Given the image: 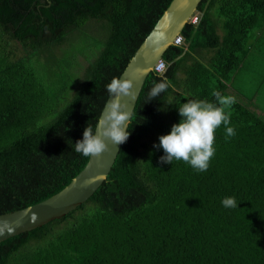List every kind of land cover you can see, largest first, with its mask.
<instances>
[{
	"label": "trees",
	"instance_id": "16d2710c",
	"mask_svg": "<svg viewBox=\"0 0 264 264\" xmlns=\"http://www.w3.org/2000/svg\"><path fill=\"white\" fill-rule=\"evenodd\" d=\"M170 2L0 0V214L53 195L84 167L75 143L94 132L106 86ZM196 12L184 42L163 53L165 70L147 76L103 183L63 217L1 241L0 264H264V104L250 103L264 97V62L251 74L259 93L245 94L236 74L264 0H201ZM162 75L174 88L149 101ZM213 90L236 98L235 136L216 130L205 172L162 165L154 145L181 121L179 107L216 104ZM226 197L238 206L225 208Z\"/></svg>",
	"mask_w": 264,
	"mask_h": 264
},
{
	"label": "clouds",
	"instance_id": "9594fccd",
	"mask_svg": "<svg viewBox=\"0 0 264 264\" xmlns=\"http://www.w3.org/2000/svg\"><path fill=\"white\" fill-rule=\"evenodd\" d=\"M188 51L184 49V53ZM175 58L178 61L183 54ZM173 61V62H175ZM159 70V69H158ZM172 82L162 75L161 82L154 84L149 92V101L159 97ZM111 100L96 125V132L87 127L83 133V139L75 143V152L84 157H98L109 151V144L117 146L125 143L130 133L126 131L129 122L132 121V111L127 110L128 104L121 102V97L135 99L134 83L129 79L114 77L106 86ZM217 103L207 100H189L179 107L181 121L174 124L171 132L159 137L160 143L155 148H162L164 155L160 157V163L172 164L174 160L190 164L197 172H205L210 166V161L215 155L216 130L223 124L226 126V137L235 136L236 132L230 124V109L236 103L233 96H224L218 90L211 93ZM222 204L225 208H236L237 202L234 197H226Z\"/></svg>",
	"mask_w": 264,
	"mask_h": 264
},
{
	"label": "water",
	"instance_id": "95a60500",
	"mask_svg": "<svg viewBox=\"0 0 264 264\" xmlns=\"http://www.w3.org/2000/svg\"><path fill=\"white\" fill-rule=\"evenodd\" d=\"M200 1L171 0L129 59L119 77L134 83L135 99L121 97V102L128 104L127 110L132 111V114L147 76L169 45L173 44L174 38L189 21ZM115 98L108 96L99 118L108 103ZM127 128L128 126L126 131ZM106 142L109 144V151L98 157H88L84 167L61 190L34 204L0 214V242L61 218L86 201L106 179L121 147V144L112 145L110 140Z\"/></svg>",
	"mask_w": 264,
	"mask_h": 264
},
{
	"label": "rangeland",
	"instance_id": "374dc122",
	"mask_svg": "<svg viewBox=\"0 0 264 264\" xmlns=\"http://www.w3.org/2000/svg\"><path fill=\"white\" fill-rule=\"evenodd\" d=\"M254 32H255V30L252 33L253 40H252L251 47H250V55L245 60L244 66L240 70V72L236 73V74H238V79L241 80V81H237V82L238 83L240 82L242 84L244 83L243 89L245 91V94H246V92H248L250 94V92H252V88H255L257 93L260 92V89L257 88L260 86V82L257 81V79L255 77H253L254 75H251V74H252V68H254L256 65H257V68H261L263 66V62H264V26L259 31L255 32V33ZM263 93H264V89H263ZM239 95L241 96L242 94L239 93ZM258 100H259V102H257L256 97H254L252 104L254 103L258 109H262L263 104H264V97H263L262 101L260 99H258ZM263 111H264V107H263Z\"/></svg>",
	"mask_w": 264,
	"mask_h": 264
},
{
	"label": "built area",
	"instance_id": "2783aa9c",
	"mask_svg": "<svg viewBox=\"0 0 264 264\" xmlns=\"http://www.w3.org/2000/svg\"><path fill=\"white\" fill-rule=\"evenodd\" d=\"M199 21V15L198 13L195 11L193 13V15L191 16V18L189 19V22L197 24ZM184 42V38L182 37V35L178 34L175 38L173 43L174 44H182ZM166 68V63L165 61L160 58L154 65L153 67V71L157 72V73H161L165 70ZM159 69V70H158Z\"/></svg>",
	"mask_w": 264,
	"mask_h": 264
},
{
	"label": "crops",
	"instance_id": "0c3cea01",
	"mask_svg": "<svg viewBox=\"0 0 264 264\" xmlns=\"http://www.w3.org/2000/svg\"><path fill=\"white\" fill-rule=\"evenodd\" d=\"M255 97V95L253 96V98ZM253 98L251 99V101H250V103H252V101H253Z\"/></svg>",
	"mask_w": 264,
	"mask_h": 264
}]
</instances>
